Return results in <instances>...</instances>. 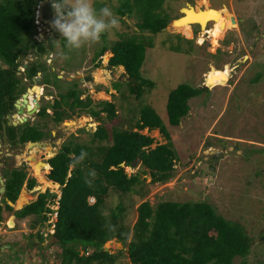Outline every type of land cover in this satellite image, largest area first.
I'll use <instances>...</instances> for the list:
<instances>
[{
    "label": "rangeland",
    "instance_id": "374dc122",
    "mask_svg": "<svg viewBox=\"0 0 264 264\" xmlns=\"http://www.w3.org/2000/svg\"><path fill=\"white\" fill-rule=\"evenodd\" d=\"M49 1L41 2L38 9L46 17L48 25H45V30L51 27L53 32L55 13ZM122 2L94 0V6L97 9L109 6L119 17L117 10ZM207 7H210V11H220L227 20L226 30L219 38L214 39L208 33L215 28L216 18L206 26L199 23L178 24L186 16V10L195 8L196 12L209 11ZM164 10L172 21L167 29L156 34L141 33L136 28L134 17H126L127 22L119 17V29L105 34L99 42L87 43L79 49L67 47L59 33L52 52L35 58L28 55L20 60L23 64V67H19L20 75L30 59L47 64L51 83L47 87L42 74L41 107L52 104L59 93L68 90L74 82H78L85 92L84 97L89 95L94 102L115 103V118L110 120L106 112L102 114V123L110 132L115 128L128 129L130 122L140 118V108L146 104L151 105L168 125L167 103L173 89L181 84L208 88L190 100L191 110L179 128L168 126L178 155L174 177L166 183L153 184L151 175L143 172L147 168L139 160L127 172L129 175L141 174L144 189L148 192L146 197L136 192L122 197L118 192L111 191L103 205V212L108 214L118 205H124L127 208L124 222L132 227L138 216L136 208L145 200H149L153 206L165 200L207 201L228 220L240 222L251 236L252 253L247 258V264H264V0H168ZM137 34L151 40L154 45L147 51L143 75L152 80L155 86L139 100L129 93L127 82L130 80L123 75V67L114 68L113 74L109 75L105 72L110 66L109 56L104 57L101 68H96L93 62L102 48L111 47L122 38ZM46 36H39V40L47 39ZM55 74L60 80L56 79ZM260 75L259 81H256ZM86 77H92L93 81H85ZM32 83V79L24 77L25 90ZM117 86L120 90L115 89ZM41 107L31 115L27 113V117L32 123L48 122L53 137L42 143L52 147L51 156L44 149L38 152L40 160H36L35 152L28 148L29 143L12 147L9 140L5 144L0 139V176L3 177L5 170L25 164L29 174L37 178L38 190L31 193L30 202L48 188L52 192L59 190L47 184L48 173L43 176L40 170L45 169L40 162H47L70 140L91 142L100 124L88 115L54 124L49 117L41 118L38 115ZM11 115L22 116L16 107ZM142 133L154 139L151 148L167 143L158 129H145ZM105 142L108 145L112 139ZM214 160L217 162L213 163ZM212 164L214 173L209 170ZM137 189H140V185ZM2 197L0 193V200ZM13 206L20 209L24 204L22 207L17 203ZM3 216L0 242L6 245L7 238H12L14 245L6 250L1 248L0 264H44V256L50 261L49 264H59L61 257L57 255L59 252L55 246H45L44 242V247H35L25 235L21 238L20 234L28 231L27 221L13 219V214L8 211H4ZM17 223L22 228L12 230ZM107 247L111 252L117 251L114 243ZM239 263L240 258L235 261V264ZM116 264L131 262L123 257Z\"/></svg>",
    "mask_w": 264,
    "mask_h": 264
},
{
    "label": "trees",
    "instance_id": "16d2710c",
    "mask_svg": "<svg viewBox=\"0 0 264 264\" xmlns=\"http://www.w3.org/2000/svg\"><path fill=\"white\" fill-rule=\"evenodd\" d=\"M43 1L0 0V139L4 140L6 125L10 145L17 147L31 142L28 148L35 152L36 160H40L38 152L44 149L50 156L53 154L52 147L42 143L53 137L48 122L27 121L14 126L8 124V115L13 114L16 101L25 92L24 77L32 79L42 72L44 84L48 87L51 83L47 64L38 59L27 63L23 76L19 70L20 66L23 67L20 60L30 55L31 50L38 57L52 52L59 34L56 30L47 39L35 37L38 33L36 14ZM167 1L123 0L117 14L125 21L126 17H134L141 33L156 34L172 21L164 10ZM152 47L153 42L139 34L124 37L113 46L102 48L93 60L94 66L101 68L104 57L109 56L110 66L124 68L130 78L127 82L129 93L139 100L155 86L143 75L147 51ZM113 71L114 68H109L105 72L110 75ZM260 77L257 76L256 81ZM56 79L60 80L58 75ZM115 89L120 90L118 86ZM205 90L209 89L190 84L173 89L167 103L168 125L151 105L146 104L140 108V118L130 122L128 129L115 128L110 132L102 123V114L106 112L112 120L117 115V105L111 101L94 102L89 95L84 97L85 92L78 82H74L68 90L60 92L52 104H43L38 115L49 117L54 124L75 116H91L100 122L92 141L73 139L65 142L47 160L49 164L43 165L45 170H40L43 176L48 173L46 182L50 187L62 191L59 200L58 195L48 188L39 192L35 200L22 201L24 206L15 209L9 202L18 204L23 195L30 200L31 193L38 190V181L29 174L25 164L5 170L0 223L4 220V211L13 214L20 222L27 221L28 231L20 235L21 238L25 235L35 247H44V242L51 236L55 238L52 246L59 249V264H116L123 257L131 264H235L238 258L241 260L239 264H247L252 253L251 236L240 222L228 220L210 202L165 200L153 206L145 200L136 208L138 216L132 227L124 222L127 211L124 205H118L108 214L103 212L111 191L122 197L134 192L146 197L148 192L144 189L141 174L129 175L127 172L128 168L134 167L135 161L140 160L147 168L143 172L151 175L153 184L166 183L174 177L178 155L168 128H179L184 123L191 110L190 100ZM145 129H158L167 143L151 148L154 139L142 133ZM110 138L112 142L105 144ZM90 197L95 198V203H90ZM56 205L58 210H55ZM55 211L58 212L56 221L52 218ZM47 224L50 237H45L43 232ZM17 227L18 230L22 228L17 223L12 230ZM6 241L14 244L12 238ZM113 243L117 249L115 252L107 247ZM4 246L0 242V250ZM43 258V263L49 264L46 256Z\"/></svg>",
    "mask_w": 264,
    "mask_h": 264
},
{
    "label": "clouds",
    "instance_id": "9594fccd",
    "mask_svg": "<svg viewBox=\"0 0 264 264\" xmlns=\"http://www.w3.org/2000/svg\"><path fill=\"white\" fill-rule=\"evenodd\" d=\"M52 8L54 9V13L56 16V18L52 21V25L61 34L62 39L66 42V46L69 47L70 49H79L87 43L99 42L105 34L110 33L114 29H119L120 27L119 17L114 13V11L109 6H103L97 9L94 6V0H53ZM40 16L42 18L43 24L48 25V23L45 22L46 18L44 16L43 11H40ZM49 28L51 33V27ZM48 34L45 33L44 35H48ZM37 35L38 33L36 34V36ZM48 36H50V34ZM32 61H34V59H32L29 62ZM39 74H41L40 76L42 80V74H43L42 72H39L37 76L34 77V80L39 76ZM20 99L22 100V97ZM53 193H56L58 195L57 200L61 198L62 195L61 190H58L57 192H53ZM91 199H93L94 202H90V203L91 204L95 203L96 201L95 198L90 197V200ZM58 209L59 206L56 205L55 210ZM57 217H58V212L55 211L52 215V218L54 221H56ZM12 218L15 219L16 217L13 215ZM43 232L45 237H50L48 224L44 226ZM53 241H55V238L51 236L50 240L45 242V246L51 247Z\"/></svg>",
    "mask_w": 264,
    "mask_h": 264
},
{
    "label": "bare ground",
    "instance_id": "6f19581e",
    "mask_svg": "<svg viewBox=\"0 0 264 264\" xmlns=\"http://www.w3.org/2000/svg\"><path fill=\"white\" fill-rule=\"evenodd\" d=\"M205 3V1H203V4ZM210 7H207V9L209 10ZM215 19L216 18V25L214 26L215 28H213L212 30H209L208 33L211 34V37H213L214 39L219 38L226 30V25H227V20L222 16L220 11L217 10H209V11H202V12H196L195 8H190L188 10H186V16L181 19L178 24L182 25V24H194V23H201L203 26H206L211 19ZM207 33V32H205ZM100 77V75H99ZM98 77V78H99ZM102 78V77H101ZM112 79V78H111ZM43 92V89L40 87H37L35 89H31L29 92V95L27 96L28 102H21V111H20V115L21 114H25L26 112L31 115L35 112L38 111V108L40 107L38 102H39V98L41 97ZM34 93H36L38 95L37 98H35V96L33 95ZM30 108H29V107ZM29 115H22V116H16L17 120L24 118L23 116H29ZM70 124V123H68ZM48 184V183H47ZM29 198L27 195H23L21 196V200L19 201V205L22 204V201H28Z\"/></svg>",
    "mask_w": 264,
    "mask_h": 264
},
{
    "label": "water",
    "instance_id": "95a60500",
    "mask_svg": "<svg viewBox=\"0 0 264 264\" xmlns=\"http://www.w3.org/2000/svg\"><path fill=\"white\" fill-rule=\"evenodd\" d=\"M50 1L53 2V0H50ZM184 14H185V13H184ZM185 15H186V14H185ZM55 18H56V16H55ZM46 22H47V21H46ZM199 24H201V23H199ZM165 29H167V27H166ZM165 29H164V30H165ZM55 31H56V29L53 27V32H51V33H52L51 35H54ZM48 37H49V36L47 35L46 38H48ZM49 53H50V52H49ZM30 55H31L33 58L36 57L35 54H34V50H31ZM30 60H32V59H30ZM25 66H27V64H26ZM109 68H116V67H114V66H109ZM40 75H41V74H39V76L34 80L35 85L33 86L32 89H35V88H37V87H40V88H41L42 80H41V76H40ZM123 75L126 76L127 79L130 80V78L128 77V75H127V73H126L125 71L123 72ZM85 81H93V78H92V77H86V78H85ZM201 88H204V87L201 86ZM30 90H31V89H30ZM30 90H29L28 92H26V93L22 96V100H21V99H18V100L16 101V103H15V107H16V109L18 110L19 113H20V111H21V105H20V103H21L22 101H23V102H28L29 97L27 98V96L29 95ZM33 95L35 96V98L38 97V95H37L36 93H34ZM40 99H41V97L38 99V100H39L38 104H39V106L41 107ZM23 102H22V103H23ZM28 107H29V106H28ZM29 108H30V107H29ZM38 109H39V108H38ZM22 115H28V114H27V112H26L25 114H22ZM23 117H24V118H21V119L17 120L16 116H14V115H8V119H9L8 124H9V125L17 126V125L20 124V123H25V122L29 121V118H28L27 116H23ZM4 139H5V144H7V140H8V138H7V134H6V125H4ZM0 153H1V151H0ZM216 157H217V156H216ZM76 158H78V157H76ZM216 162H217V161L214 160L213 163H216ZM136 163H137V161H135V162L133 163V165L135 166ZM40 164H42V165H47V163H46V162H43V161L40 162ZM209 170H210V172L214 173V171H215L214 164H212V165L210 166ZM0 183H1L0 193H3V192L5 191V180L3 179L2 176H0ZM20 197H21V196H20ZM9 203H10L12 206L14 205V203H12L11 201H10ZM25 203H29V201H27V202H25ZM23 204H24V203H23ZM17 205H18L19 207H22V204L19 205V202H18Z\"/></svg>",
    "mask_w": 264,
    "mask_h": 264
},
{
    "label": "built area",
    "instance_id": "2783aa9c",
    "mask_svg": "<svg viewBox=\"0 0 264 264\" xmlns=\"http://www.w3.org/2000/svg\"><path fill=\"white\" fill-rule=\"evenodd\" d=\"M36 24H37V27H38V35L36 36V38L38 39L39 36H43L45 33H50V28H46V26L43 24L42 22V18L40 16V11L39 9L37 10V15H36Z\"/></svg>",
    "mask_w": 264,
    "mask_h": 264
},
{
    "label": "flooded vegetation",
    "instance_id": "af4514ba",
    "mask_svg": "<svg viewBox=\"0 0 264 264\" xmlns=\"http://www.w3.org/2000/svg\"><path fill=\"white\" fill-rule=\"evenodd\" d=\"M32 80H33V83H32V86H30V87H26V90H25V92L22 94V96L26 93V92H28L30 89H32L33 88V86H34V78H32ZM2 141H4V143H5V140H2ZM37 198V197H36ZM35 200V199H34ZM33 201V200H32ZM30 202V201H29ZM25 204V203H24ZM15 207V206H14Z\"/></svg>",
    "mask_w": 264,
    "mask_h": 264
},
{
    "label": "crops",
    "instance_id": "0c3cea01",
    "mask_svg": "<svg viewBox=\"0 0 264 264\" xmlns=\"http://www.w3.org/2000/svg\"><path fill=\"white\" fill-rule=\"evenodd\" d=\"M14 244L13 243H9V244H6L5 246H4V249L6 250V249H9L11 246H13Z\"/></svg>",
    "mask_w": 264,
    "mask_h": 264
}]
</instances>
